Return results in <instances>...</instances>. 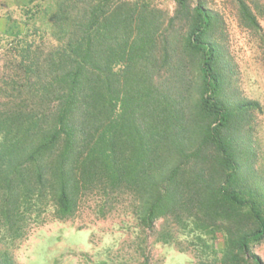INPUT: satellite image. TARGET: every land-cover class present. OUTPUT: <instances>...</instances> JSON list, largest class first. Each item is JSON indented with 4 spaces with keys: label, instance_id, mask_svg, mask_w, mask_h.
I'll return each instance as SVG.
<instances>
[{
    "label": "trees",
    "instance_id": "1",
    "mask_svg": "<svg viewBox=\"0 0 264 264\" xmlns=\"http://www.w3.org/2000/svg\"><path fill=\"white\" fill-rule=\"evenodd\" d=\"M239 9L258 27L245 1ZM40 12L0 53V243L92 199L100 215L131 199L145 230L169 218L201 246L222 234V264H264L253 252L264 192L245 130L258 104L227 91L213 13L200 1L174 44L176 18L144 0H52ZM0 264H16L7 248Z\"/></svg>",
    "mask_w": 264,
    "mask_h": 264
},
{
    "label": "rangeland",
    "instance_id": "2",
    "mask_svg": "<svg viewBox=\"0 0 264 264\" xmlns=\"http://www.w3.org/2000/svg\"><path fill=\"white\" fill-rule=\"evenodd\" d=\"M51 1L0 0V53L11 47L21 23L41 22L44 14L40 11ZM144 1L165 16L176 18L171 39L174 44L179 36L187 38L200 1L213 13L209 40L223 51L228 63L227 91L258 104L251 110L245 130L251 142L253 171L264 192V0H243L257 16L258 27L253 29L240 16V0H186L185 8L176 0ZM190 53L186 59L192 92L198 98V58ZM96 201L92 199L84 212L71 220L50 219L22 240L2 241L0 248H7L16 264H222V234L216 239L207 237L201 246L193 240L191 228L184 231L169 218L160 219L153 230L143 229L131 213V199L118 202L105 215L98 213ZM253 252L264 262V241L253 246Z\"/></svg>",
    "mask_w": 264,
    "mask_h": 264
}]
</instances>
